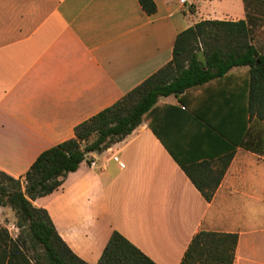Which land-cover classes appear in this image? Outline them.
<instances>
[{"label": "crops", "instance_id": "1", "mask_svg": "<svg viewBox=\"0 0 264 264\" xmlns=\"http://www.w3.org/2000/svg\"><path fill=\"white\" fill-rule=\"evenodd\" d=\"M154 2L149 14L139 0H0V170L23 176L171 61L178 34L197 22L246 20L253 43L246 0ZM249 82L250 68L239 66L190 91L189 105L222 133L172 125L167 147L142 122L33 204L89 264L115 231L157 264H181L202 230L238 235L232 264H264V106L253 108ZM159 102L181 106L176 95ZM183 164L198 176L204 168L212 183L224 170L211 200Z\"/></svg>", "mask_w": 264, "mask_h": 264}, {"label": "trees", "instance_id": "2", "mask_svg": "<svg viewBox=\"0 0 264 264\" xmlns=\"http://www.w3.org/2000/svg\"><path fill=\"white\" fill-rule=\"evenodd\" d=\"M139 1L147 13H155L154 0ZM239 66L250 68L253 108L264 106V53L252 43L246 20L199 21L178 34L171 61L115 103L77 124L73 137L41 152L23 176L14 177L0 170V206L11 207L17 216L16 225L21 230L27 229L31 246L42 248L43 253L38 256V259L45 258L42 264L89 263L69 248L48 211L35 206L33 200L58 189L90 152L102 151L123 140L142 122H146L167 147L166 136L172 125L183 130L192 123L212 127V133H222L204 116L200 105L191 107L187 100L192 89L223 79L232 68ZM169 95L179 97L181 106L159 102L161 96ZM182 167L211 200L224 170L212 183L204 168L203 175L198 176L194 174L196 164ZM22 235L21 232L15 239L0 224V264H24L21 262L26 259ZM237 239V234L202 230L194 236L181 264H189L196 256L209 264H232ZM97 264L157 263L115 231Z\"/></svg>", "mask_w": 264, "mask_h": 264}, {"label": "rangeland", "instance_id": "3", "mask_svg": "<svg viewBox=\"0 0 264 264\" xmlns=\"http://www.w3.org/2000/svg\"><path fill=\"white\" fill-rule=\"evenodd\" d=\"M247 11L251 15L255 24L253 28V43L257 46L261 53H264V0H246ZM17 216L8 206H0V224L4 228L9 230L10 235L13 238H17L22 232V244L23 254L26 259H21L24 264H42L45 262V258L41 257L38 259L39 254L43 253L41 247H32L31 241L28 237L27 229L21 230L17 225ZM200 257L196 256L190 260L189 264H209L202 261Z\"/></svg>", "mask_w": 264, "mask_h": 264}, {"label": "built area", "instance_id": "4", "mask_svg": "<svg viewBox=\"0 0 264 264\" xmlns=\"http://www.w3.org/2000/svg\"><path fill=\"white\" fill-rule=\"evenodd\" d=\"M181 1H182V2H185L186 0H181ZM91 165H92V166H95V165H96V162H95V161H92V162H91Z\"/></svg>", "mask_w": 264, "mask_h": 264}]
</instances>
